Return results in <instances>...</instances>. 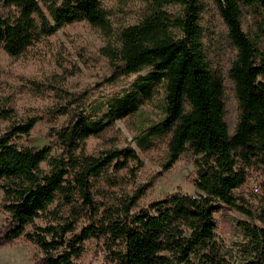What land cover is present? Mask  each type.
<instances>
[{
  "label": "trees",
  "instance_id": "1",
  "mask_svg": "<svg viewBox=\"0 0 264 264\" xmlns=\"http://www.w3.org/2000/svg\"><path fill=\"white\" fill-rule=\"evenodd\" d=\"M104 1L0 0V50L10 58L67 25L85 22L110 39L101 50L108 81L136 76L111 98L104 117L92 119L85 103L51 112L47 144L40 149L22 142L40 118L15 117L8 99L0 97V125L7 124L0 127L1 209L7 214L0 248L18 240L31 244L38 251L33 264H82L90 241L106 264H264V178L258 208L235 195L254 163L264 173V0H146L142 18L118 30ZM209 5L232 54L228 78L238 105L232 132L224 120L222 73L210 65L204 48L201 21ZM174 6L178 11L168 10ZM247 10L255 14L253 33L244 31ZM31 85L37 91V83ZM158 86L162 118L139 146L168 139L163 171L191 157L197 193L170 194L136 209L154 183H136L143 166L136 151L124 147L92 156L84 144L112 120L137 112ZM220 207L246 219L239 223L240 261L216 237Z\"/></svg>",
  "mask_w": 264,
  "mask_h": 264
},
{
  "label": "rangeland",
  "instance_id": "2",
  "mask_svg": "<svg viewBox=\"0 0 264 264\" xmlns=\"http://www.w3.org/2000/svg\"><path fill=\"white\" fill-rule=\"evenodd\" d=\"M104 7L110 13V20L115 29L137 23L145 14L146 0H105ZM203 15L201 25L204 35V48L210 65L222 73L224 80V120L233 131L238 105L232 82L228 78L231 51L224 41V28L218 20L214 9ZM169 11H178L169 7ZM254 13L243 11L244 31L254 32ZM110 39L97 28L85 22L67 25L55 35L44 38L34 44L23 55L10 58L0 50V97L8 99L13 114L19 119L37 116L40 120L23 143L32 147L43 148L46 144L48 117L51 112L60 109H74L75 103L87 105V115L92 119L104 117L111 98L119 96L125 89L135 83L136 76L108 81L110 69L101 50ZM264 51V41L259 44ZM37 83V91L31 83ZM163 88L158 86L152 99H145L138 111L124 119L112 120L109 127L99 136L90 137L84 144V153L99 156L101 153L133 148L142 162L137 171L136 183L154 181L145 196L140 199L136 209L146 207L149 203L160 200L174 193L194 195V163L188 156H182L168 171L162 170L166 160L167 138H152L149 147L141 148L139 139L147 137L149 127L162 118ZM50 113V114H49ZM60 120V124H62ZM1 124L0 127H6ZM264 173L258 163L249 169L247 182L235 195L241 198L250 209L259 207L263 194ZM254 187L258 191L254 190ZM2 191L0 190V225L5 223L7 214L1 209ZM216 237L229 251L231 259L240 261L237 243L241 241L242 232L239 223L246 219L237 212L220 207L215 212ZM259 226V224H257ZM86 253L82 264H106V258L95 246V241L86 242ZM38 251L31 244L21 240L0 248V264H33L32 257Z\"/></svg>",
  "mask_w": 264,
  "mask_h": 264
},
{
  "label": "built area",
  "instance_id": "3",
  "mask_svg": "<svg viewBox=\"0 0 264 264\" xmlns=\"http://www.w3.org/2000/svg\"><path fill=\"white\" fill-rule=\"evenodd\" d=\"M254 190H255V191H258L256 187H254Z\"/></svg>",
  "mask_w": 264,
  "mask_h": 264
}]
</instances>
